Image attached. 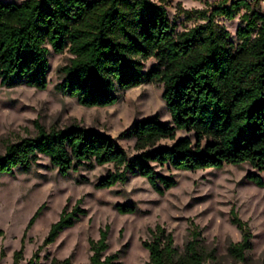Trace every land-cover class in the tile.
<instances>
[{
    "label": "trees",
    "instance_id": "trees-1",
    "mask_svg": "<svg viewBox=\"0 0 264 264\" xmlns=\"http://www.w3.org/2000/svg\"><path fill=\"white\" fill-rule=\"evenodd\" d=\"M169 0H0V81L3 86L27 85L46 89L49 84V53L68 50L72 57L62 67L57 89L86 107L115 105L121 92L144 83L164 84L163 97L172 122L158 115L136 121L122 135L135 139L139 152L129 158L127 150L112 136L72 124L47 129L36 121L37 134L9 143L0 153V174L28 173L41 156L67 177L81 168L112 163L97 184L111 188L131 176H142L160 194L177 185L169 171L220 169L226 164L249 163L256 172L249 181L264 187V12L261 0H206V8L186 11L204 22L176 33L166 3ZM241 8L243 24L232 33L218 18L234 19ZM151 58L157 64L146 69ZM194 135L177 138V131ZM172 139L171 145H159ZM80 202L66 207L54 222L43 244L27 264H38L41 251L86 213ZM44 205L31 217L26 232ZM120 213H134V205L118 204ZM233 223L242 240L231 246L241 260L252 248L248 222L235 213ZM110 225L90 238L91 264H120V251L109 248ZM22 246L13 254L14 264L24 258ZM184 252L175 245L172 232L157 225L151 239L143 241L149 251L145 264H207L196 227ZM5 256L4 249L1 257ZM50 264H72V257H53Z\"/></svg>",
    "mask_w": 264,
    "mask_h": 264
},
{
    "label": "rangeland",
    "instance_id": "rangeland-1",
    "mask_svg": "<svg viewBox=\"0 0 264 264\" xmlns=\"http://www.w3.org/2000/svg\"><path fill=\"white\" fill-rule=\"evenodd\" d=\"M252 1L254 6L256 0ZM205 2L169 0L166 3L176 33L204 22L196 14L188 18L186 11L206 8ZM256 8L264 12V0ZM245 11L241 8L234 19L218 18L235 41ZM48 46L50 67L46 89L27 85L6 87L0 81V153L9 143L34 137L36 121H39L47 129L80 124L106 133L133 158L139 152L135 149V139L122 135L125 131L136 121L155 115L162 121L172 122L162 83H144L123 91L119 101L108 107H86L76 98L63 95L57 85L64 78L62 67L70 62L72 54L68 50L59 54ZM156 64L157 60L151 58L146 62V69ZM184 136L194 139L191 132L177 131V138ZM173 142L162 139L159 145ZM113 170L115 166L108 163L93 169L81 168L65 177L48 157L41 156L28 173L0 174V264H14L13 254L21 248L27 225L41 206L44 208L40 216L26 232L24 258L19 264L28 263L63 210L74 209L79 201L86 213L74 226L64 229L54 243L43 248L38 264H50L53 257H72V264H91L89 240L98 239L106 225H110V231L105 254L120 251V264H145L149 260L143 241L151 239V229L157 225L172 232L180 252L185 251L193 239V230L198 227L207 264H264V187L248 180L247 175L256 172L249 163L196 171L159 168L165 174H174L177 180V185L165 194L158 193L139 175L111 188L97 187ZM118 204L134 205L137 210L123 214L117 210ZM235 213L248 222L253 233L252 248L247 250L245 260L230 249L242 240L241 230L232 221ZM2 249L4 257H1Z\"/></svg>",
    "mask_w": 264,
    "mask_h": 264
}]
</instances>
